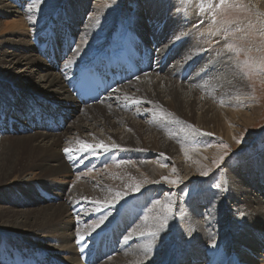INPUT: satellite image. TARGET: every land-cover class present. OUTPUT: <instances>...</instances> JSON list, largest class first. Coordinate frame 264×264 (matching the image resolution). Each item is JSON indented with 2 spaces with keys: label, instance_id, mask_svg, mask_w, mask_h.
I'll list each match as a JSON object with an SVG mask.
<instances>
[{
  "label": "bare ground",
  "instance_id": "1",
  "mask_svg": "<svg viewBox=\"0 0 264 264\" xmlns=\"http://www.w3.org/2000/svg\"><path fill=\"white\" fill-rule=\"evenodd\" d=\"M28 1L30 5L22 6L19 0H0V17L6 19L3 25H0V39L15 30L25 31V34L29 30L38 31V24H28L21 16L25 14L28 19L29 15L33 19L46 18V14H51L60 4L55 0ZM158 1H154L155 7L152 9L149 0H138V4H135V0H99L84 26L80 28L79 38H83L85 43L70 50L68 54H71L73 59L62 66L56 65L53 58L58 45L51 44V40H57L62 52L67 48L66 43L61 44L58 37L59 31L70 28L63 24L62 20L57 23L48 21L47 25L50 24L56 32L59 31L54 35L55 39L52 37L45 44L40 43L38 47L22 38L16 41L19 44L15 47L4 45L15 43L13 38L0 41V81L12 86L19 83L30 85L24 96L29 100L28 103L21 105L18 102V109L13 105L6 108L12 104L9 101V104L1 107L3 115L0 114V119L3 120L4 113L10 118L11 113L16 115V118H24V121L22 123L14 120L15 118H7L3 128V122L0 120V138H6L0 141V187L6 184L4 181L14 172L17 176L22 175L20 181L35 180L38 177L40 180L56 179L57 182L60 177H68L69 173L83 170L87 167L82 166L84 162L99 152L130 148L140 165V170L149 179L147 183L144 181L143 187H150L148 185L151 183L163 190L160 179L168 176L171 169L173 173L188 172L187 168L194 165L188 163L191 160L193 163H196L197 159L200 160L198 153L203 152L206 156L211 147L218 146L220 138L233 146L235 126L238 128V124H252V119L246 116L247 113H242L241 109L247 106L245 100L248 98L244 95L245 100L236 99L239 93H243L238 73L241 68L236 64L239 61L234 53L236 47L231 46V54L223 53L221 49L224 44L222 48L215 47L221 43L219 39L217 44L213 45L215 48L210 51L211 43H215L216 33L220 31H212L211 28L215 26L210 29L203 26V23H208L206 19L216 16L214 9H210L211 1L162 0V4L157 5ZM259 1L248 0L261 12L260 15L264 19V4ZM80 2L84 4V1ZM143 8L147 9V12H142ZM141 13L148 17V24L143 22ZM170 13L175 18L174 21L169 17ZM12 16L16 19H12ZM129 17L133 26L129 28L128 25H117L119 21L127 23ZM73 26L74 23L70 29ZM200 26L205 29H199ZM209 30L211 33H208ZM196 31L201 35L206 31L204 36H199V43H195L196 38L191 39ZM61 33L67 37L65 33ZM222 33L220 37L223 36ZM43 46H47L46 51ZM46 63L52 65L48 66ZM96 63L107 79L118 75L119 82H113L109 94L98 103L83 104L78 101L74 92L78 73L82 68ZM30 65L39 68L34 79L29 78L26 81L21 74L16 76L9 72L17 68L18 72L24 73ZM193 67L196 69L193 70ZM126 84L130 87L119 89ZM14 94L21 98L17 88L12 92V96ZM56 94L61 99L60 103L55 99L46 98ZM70 105H73V108ZM231 105L240 108L229 113L228 108ZM76 108L79 110L77 113ZM20 110L29 112V115L25 113L24 116L23 112L18 114ZM60 123L64 124L63 132H51L55 130L56 125L61 126ZM22 125L26 134L36 131L35 135L20 137L18 126ZM30 125L34 126V130ZM8 126L12 127L18 138L8 139L9 136L5 134V131L9 132ZM39 126L43 131L36 130ZM218 147L213 148L212 152L221 150ZM140 159L145 162L141 163ZM183 159L185 162H182ZM19 160H24L26 165L22 170L16 171L15 166ZM233 166L230 170L237 176L241 166ZM256 171L260 173L257 178L260 177V182L264 183V169L258 168ZM226 173L228 179L223 178L222 183L225 190L228 185H233L232 176L228 170ZM137 174L129 167L121 173L124 191L111 188L108 190L106 182L96 179L93 183H86L84 190L71 189L70 196L62 190L57 192L51 197V204L43 197L36 196L31 197L32 200H28L27 205L18 206L15 201L10 203L4 197L0 200V234L9 237L4 238V241L9 243L14 236L44 231L50 227L58 233L57 230L63 228L61 231L67 234L68 242L75 241V248H79L82 241L91 236L102 243L101 247L107 245L106 237L109 239L113 235L110 231L104 232L93 229L94 227L89 229L87 225L74 229L64 222L67 214L72 212L76 205L101 201L105 202L102 209H110L104 210L108 216L117 213L115 227L118 231H124V227L132 229L130 232L125 230L127 241L130 243L126 242V246L119 249L121 256L127 254L124 256L125 264H191L192 260H198L201 264H264V232L250 230L244 223L239 224L241 219L233 216L232 213L235 212L232 204L225 195H222L219 204L215 203L214 197L211 202L197 199L199 204H210L209 216H205L202 223L195 221L190 212L186 216V210L171 209L175 201L169 196L156 204L155 211L152 210L151 213L139 215L135 209L126 211L124 217L120 204L130 198L126 195L138 193L139 188L132 184L140 178ZM242 181L253 184L257 191L253 203L256 202L260 198L262 188L252 178L246 177ZM243 189L242 187L240 190ZM120 192L122 195H114ZM58 193H61V202L55 205L56 198L60 197ZM24 206L25 210L22 211L21 207ZM260 213L264 217V206L261 207ZM59 235L65 241L64 235ZM202 238L211 243L216 241L214 245L219 243L217 256L210 250L214 245H208V242L206 248L209 250L204 251L203 255L200 242ZM112 246L113 242L109 244L111 249ZM43 249L44 255H33L35 258L28 264H77L76 261H71L72 257L59 263L54 258V249L47 243ZM66 250L69 254L73 253L69 248ZM100 252L90 250L84 263H102ZM49 254L53 257H46ZM115 257L116 255L112 259ZM122 261L124 259L117 257L115 262L103 263L124 264Z\"/></svg>",
  "mask_w": 264,
  "mask_h": 264
},
{
  "label": "rangeland",
  "instance_id": "2",
  "mask_svg": "<svg viewBox=\"0 0 264 264\" xmlns=\"http://www.w3.org/2000/svg\"><path fill=\"white\" fill-rule=\"evenodd\" d=\"M19 1L22 2L21 3L22 6L25 4L30 5V2L28 0H19ZM37 1H42V0H37ZM55 1L57 3L60 2L59 7L57 6L56 10L52 11L51 14H46V18L33 19L29 15L28 16L29 19H28L26 18L25 14L21 16V18H23V20L28 24H33V23L38 24L40 26V29L38 28L39 29L38 31L29 30L25 34V31L21 32L19 30L17 32L15 30L16 32L15 31L8 32L9 35L7 34L3 35L5 38L0 39V41L5 40L6 38L8 39L13 38V40H15V43H4V45L6 47H15L19 44L16 41L22 38L32 43L34 47H38L41 44H45L46 41H48L52 37L53 39H55L54 35H57L59 31L57 30L56 32L54 28L49 26L50 24L47 25L48 21L51 20L52 23H57L58 20H62L64 22L63 24H67L68 26H70V28L71 25L74 23L72 29H70L69 27L66 28L65 30L63 29L62 31H59L60 35H58L59 40H61V44L66 43L67 48L64 50L66 54L63 56L58 55V53H56L57 56L56 58L57 61H55L56 65L59 64V66H62L63 64L69 63V60L73 59L72 55L68 54L70 50H73L76 47L85 43V40L83 38H79V33L81 32L80 28L84 26V22L86 21L87 17H90L91 11L94 10V7L99 2V0L98 1L82 0L84 1V4H82L80 0H55ZM149 1H150L149 5H151L153 9L155 7L154 1L156 0H149ZM210 1H211L210 9L211 10L214 9V13L216 16H214L213 18H209L210 20L206 19L208 23L207 22L203 23V26L208 29L215 26L214 28H211L212 31L220 30L217 33L215 32L218 36L216 35L217 38L215 37L216 39V41H214L215 43H211L212 46L211 45L210 46L212 48L210 51H212L215 47L218 46L221 47L224 44L223 48L221 47L222 48L221 51H223V53L231 54L232 47H236V49H234L235 50L234 53H236L237 55L235 58L238 59L239 61L236 64L239 65V67L241 68L238 69L239 70L238 73L240 74L239 76L243 86L242 87L243 91H241L243 93H239L236 99L239 98L245 100V98H248L250 100V101L248 99L245 100V102L247 101L246 105L249 107L247 106L241 107V109H242V113L243 112L247 113L246 116L252 119L251 122L252 124L250 125L247 124V126L246 125L240 126L238 124V128L237 126H235L234 129L235 141L233 146H230L226 141L220 138V143L217 144L219 147L215 146L221 149L217 153L212 152V149L215 147H211L210 150L207 152L206 156L205 154H203V152H200L201 155L198 153V156H201L199 157L200 160L197 159L196 163H193V161L191 160L190 163H188V164H194L193 166L190 165L191 167L189 166L187 168L188 172L184 173L180 171L179 173H173V171L171 172L172 170L171 169L168 173L169 174L168 176L165 175L162 179H160L164 187L163 190H159L158 187L151 185V183L150 185H148L150 187H146L147 189L143 187L145 185L144 181L147 183L149 182V179L142 172V170H140L139 168L140 165L139 163L136 162L137 160L133 155L134 152L131 151L132 149L130 150L129 148L127 150L126 148L125 149L123 148V150L121 149L119 151L118 149L114 148L104 153L103 152L97 153L96 155L92 156L91 158L87 159L84 162L82 166H87V167H84L83 170L82 169L77 170L76 171L77 173L76 172L69 173L68 177H60L61 179L58 178L57 182L56 179L40 180L38 177L35 180L24 179L20 181L21 178H23L22 175L17 176L13 171L14 174H12L11 177L7 178L4 181V183L6 184L0 187V200L6 197V199L10 203H12V201H15L18 206H22L23 204L27 205L28 200H32L31 197L38 196V197H43L44 200H46V202L51 204V197L55 196L57 192L62 190L64 194L70 196L72 194V191H70L71 189L76 188V189L84 190L88 183L89 184L93 183L94 180L96 179H99L103 183L106 182V186L108 185L107 186L108 190L111 188L118 191H124L125 187L122 185L123 181L121 179L123 177H121V173L123 171H126V167H129L130 170L132 169L136 174L138 173L137 174L138 176H140V178L134 180V182L131 181V183L133 182L132 184H134L135 187H138L139 189L137 190L138 193L134 192L131 195L130 194L126 195V197L130 196V198L126 202L120 204L123 210L124 217H126V211L128 212L130 210H135V209L138 211L139 215H143L148 212L151 213L152 210L155 211L156 204L162 202L164 199L167 198V196H169V198H172L175 201L174 207H172L171 209H174V211L186 210L185 212L186 216H188L190 212L192 217L195 219V221L202 223L205 216H209L208 209L210 208L209 207L210 204L209 205L199 204L197 199L211 202L214 197L215 203L219 204L221 202L220 199H222V195H225L232 204V208L235 212L232 213L233 216L237 217L238 219H241L239 224L244 223L245 225L248 226L250 230L256 232H264V228H262L264 217L260 213L261 207L264 206L263 205L264 183L260 182L259 180L260 177L257 178V176H259L260 173L256 171V169L258 168L264 169V19L260 15L261 12H258V10L254 6H252V4L248 2V0H210ZM161 2L162 0H159L157 2V5H161L162 4ZM138 3H139L138 0H135V4ZM259 3L264 4V2H261V0L259 1ZM146 10L147 9L145 8L141 9V11L144 13L147 12ZM123 12H125V9L123 10ZM126 14H127V10H126ZM141 16L143 17V22L148 24L147 22L148 17L146 15H143L142 13ZM169 17L172 18V21L175 20V18L171 15V13L169 14ZM13 18L16 19V17L12 16V19ZM4 20L6 19L0 17L1 26L5 22ZM201 20L203 21V19ZM117 25H123V26L128 25L129 28L133 26V24L130 23V17L128 18L127 23L126 21L125 22L119 21L117 22ZM203 26H200L198 28L203 29L204 28ZM51 31L53 32L51 33ZM197 31L193 36H191V39L196 38L195 43L201 42L199 36H202L204 34V33L202 35L198 34ZM61 32L65 33L67 37H64ZM219 32L222 33L224 38H222L223 36L220 37L221 34ZM208 33H211V31L209 30ZM217 40H219L221 43L215 46V44H217L216 42H218ZM69 41L71 42L69 43ZM51 44H57L58 45L57 50L58 49L61 50L57 40L56 41L51 40ZM46 47L47 46L44 47V51H46ZM237 51L238 52L240 51L241 53H238ZM59 53L61 54L62 50L59 51ZM51 65L52 64L50 63L48 66ZM38 69L39 68H36L35 65H30L27 68V70H25L24 73L18 72L17 68L9 72L10 74L16 76L21 74L26 78V81H28L29 78L34 79L37 76L39 71ZM195 69L196 68L193 67V70ZM54 72H55V65H54ZM131 82H135V81L131 80ZM0 84L3 85L0 86V114L3 115V112L1 111V107L3 105L5 106L6 104H9V101L12 102V104L7 105L6 108H10V105H13L15 109L16 108L18 109L20 107L19 104H17L18 102H20L21 105L29 102V100L24 98V96H26L27 90L29 89L30 85H27L26 83L25 84L19 83L12 86L9 83H5L1 81ZM129 87L130 86L126 84L125 86L119 89H124V88L127 89ZM15 88H17L18 91L20 92L21 98H17L15 94L12 96V92L15 90ZM46 98L55 99L59 103L61 102V99L57 94L55 96H51V95L47 96ZM70 107L73 108V105L72 106L70 105ZM239 108L240 106L234 108L233 105H231L228 108L230 109L229 113H231L234 109L235 110L233 112H236L238 111ZM23 110H20L18 114L22 113ZM78 111H79L78 108H76L75 113H77ZM25 113L29 115V112L24 111L23 112L24 116ZM7 116L8 114L4 113V117H3L4 121L0 119L3 122V128H5L4 123L5 120L8 118ZM9 117L15 118L14 120L16 121L18 120L20 122L24 121L23 120L24 118L21 117L16 118V115H12L11 113H9ZM143 121L144 119H142V122ZM234 123L236 122L234 121ZM12 124H14V121L12 122ZM60 124L62 127L59 126L58 124L55 126V130L53 129L51 130V132L53 131L63 132L64 124L63 123ZM23 126L24 125L18 126V135L20 137H25V136L31 137L35 135L36 131H32L26 134V132L22 130ZM30 126L31 129L34 130V126L33 125ZM8 130L9 132L6 133L5 131V134L9 136L8 137L9 140L18 138L16 137L17 134L15 133V131L12 129L11 126H8ZM36 130L43 131L42 127L40 126L39 129L37 128ZM83 135L85 136V134ZM3 138L4 137L0 138V141ZM5 139L6 138H4V140ZM203 161H205V163H203ZM140 162L144 163L145 161L144 159H140ZM182 162H185V159H183ZM25 165L26 164L24 163V160H19L17 166H15L16 171L22 170ZM233 165L241 166L240 168H238L237 176L234 174L233 170H230L234 167ZM170 167L171 166H169L168 168L170 169ZM254 167L256 169H254ZM226 170L229 171V175L232 176L233 178V185L232 187L228 185V189L225 190L223 189L222 183H223V178L228 179V174L226 173ZM15 177H17L18 179ZM24 177H28V176H24ZM246 177L248 179L252 178L255 181V183L258 184V186H260L263 190L261 193H259L260 198L256 200V202L254 203H253V199L257 191L252 186L253 184L249 183L248 181H242V179ZM136 183L138 185H136ZM118 184H120V186ZM242 187L244 189L240 190ZM61 193H58L59 194L58 196H60ZM114 195L115 196L122 195V192ZM61 197L62 196L57 197L56 201L54 200L55 205L61 202ZM104 203L105 202H101V201H91V203H85V202L80 203L72 209V212L70 211L67 214V218L64 219V222L68 223V225L72 226V228L74 229H78L79 227H86L87 225L89 229H92L94 227L93 229L96 228V230H102L104 232L105 230L110 231L111 234L113 235H111L109 239L106 237L107 245L104 244L105 247L104 246L102 247V249H104L105 252L103 253L100 252L101 242H99L97 238L92 239L94 236H91L90 238L86 237L82 241V244L79 246V248H75V244H76L75 241L68 242L67 234L61 231L63 230V228L61 230L60 229L57 230L58 233H56L54 232L55 230L49 226L50 228L44 231H35L20 236H14L13 240H11L9 243L4 241V238L6 236H2V234H0V264H28L29 261H31V259L35 258L33 257V255L34 256L37 255L39 257H42L44 255L45 251L43 247L46 243L54 249V255L56 256L54 258H56V260L59 263L66 261L67 259H71L72 257L71 260L72 262L76 261L77 264H86L84 262L86 261V258L89 254L88 252H90V250L92 251L94 247H96L101 254L100 262L111 263V262H115L117 257H120L124 259V261L122 262L125 264L126 260L124 256H127V254L121 256L122 252H120L119 249L126 246L124 245L126 242L130 243V241H127L126 234L127 232H130V230L132 229L130 227L128 228L124 227V231H118L115 227L117 226L116 219L118 218V215L117 213L114 212L112 214L109 213L110 215L108 216L107 212L105 211L106 210L110 211V209L101 208ZM21 210L24 211L25 206L21 207ZM86 213L88 214L86 215ZM102 218H104L105 220ZM102 220L104 222H102ZM74 229H72V231H76ZM59 233L61 234V236L64 235L63 237L64 239L66 238L65 239L66 242L59 237L60 236ZM261 237L262 236H260V238ZM8 238L9 237H6V239ZM112 242H113V246L111 249L109 247V244H112ZM200 242L202 245L201 250L204 255V251L207 252L209 250L206 247L208 245H214V242L216 241L211 243V241L208 242L207 240L202 238ZM207 242L210 244L207 245ZM218 245L219 243H216L214 247L210 248L212 253H214V255L216 256H217ZM223 246H225V244ZM67 248H69L73 253L71 254L67 253L66 250ZM204 248L206 249L204 250ZM115 255L116 257L112 259V257ZM92 256L93 254L91 255V257ZM46 257L48 258L53 257V255L49 254V256L47 255ZM37 260L38 259H36V261ZM102 263L92 262V264H102ZM191 264H201V262H199L198 260L196 261L192 260Z\"/></svg>",
  "mask_w": 264,
  "mask_h": 264
}]
</instances>
